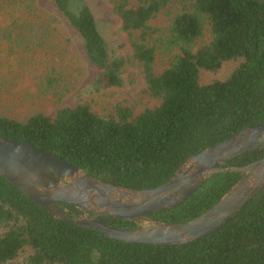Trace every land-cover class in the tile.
<instances>
[{"label":"trees","instance_id":"trees-1","mask_svg":"<svg viewBox=\"0 0 264 264\" xmlns=\"http://www.w3.org/2000/svg\"><path fill=\"white\" fill-rule=\"evenodd\" d=\"M107 1L127 36L128 55L109 50L87 0L49 3L97 68L89 82L95 92L121 88L132 67L141 74V92L155 104L136 112L119 102L103 115L89 101L59 106L70 91L59 67L69 43L60 19L36 0H0V51L7 44L1 53L9 49L13 61L0 59V77L29 71L37 89L26 115L0 112V136L50 152L105 183L151 189L187 158L264 123V0ZM263 157L258 145L224 167ZM240 177L212 175L181 205L148 216L190 221ZM0 264H264V190L215 232L185 245L157 246L125 244L62 223L0 176Z\"/></svg>","mask_w":264,"mask_h":264},{"label":"water","instance_id":"water-1","mask_svg":"<svg viewBox=\"0 0 264 264\" xmlns=\"http://www.w3.org/2000/svg\"><path fill=\"white\" fill-rule=\"evenodd\" d=\"M258 145L264 148V123L245 127L187 158L160 186L132 189L105 183L50 152L0 136V176L62 223L97 231L125 244L185 245L226 225L264 190V157L245 166L224 167ZM219 173L241 177L198 217L166 223L148 216L181 205ZM59 204L72 206L79 214ZM101 218L124 220L136 227L118 229Z\"/></svg>","mask_w":264,"mask_h":264},{"label":"rangeland","instance_id":"rangeland-1","mask_svg":"<svg viewBox=\"0 0 264 264\" xmlns=\"http://www.w3.org/2000/svg\"><path fill=\"white\" fill-rule=\"evenodd\" d=\"M36 2L39 7L55 14L60 19L61 26L69 38L68 53H66L65 59L63 58L59 67L61 70L67 72V80L65 82L69 84L70 91L63 97L62 103L59 106H71L76 103L89 101L93 104V110L103 115L119 102L133 106L136 112L141 111L145 107H152L155 104L154 101L145 97L141 92L143 83L141 74L137 69L132 67L127 68L124 72L122 76L123 86L121 88H109L95 92L89 82L97 75L98 70L88 60L77 34L51 8L49 0H36ZM87 3L96 17L99 30L108 44L109 50L123 56L130 54L127 36L120 30V22L112 14L108 1L87 0ZM2 47V50L9 48L7 44L2 45ZM9 49H6L2 53V50L0 51V54H2L0 59L4 63L8 61L10 63L13 62L9 60L12 57ZM22 58L24 59V57ZM24 61L26 60H22L23 65ZM56 64H58V60H56ZM51 65L54 66V63H51ZM17 75L19 77H15L16 74L12 75L4 71V75L0 77L2 80L0 84V112H13L24 116L27 114L26 110L31 108V103L35 100L37 89L32 82L33 76L29 71H18ZM217 76L222 77L224 74H218ZM203 78L208 81L213 79V76L204 74ZM46 110L49 115H53V108L47 106Z\"/></svg>","mask_w":264,"mask_h":264}]
</instances>
